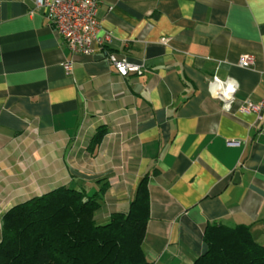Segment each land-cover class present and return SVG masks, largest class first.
I'll list each match as a JSON object with an SVG mask.
<instances>
[{
    "label": "crops",
    "instance_id": "0c3cea01",
    "mask_svg": "<svg viewBox=\"0 0 264 264\" xmlns=\"http://www.w3.org/2000/svg\"><path fill=\"white\" fill-rule=\"evenodd\" d=\"M98 18L109 43L74 53L34 0H0V241L4 214L34 196L104 190L107 218L147 176L153 261L193 264L211 224L264 243V133L242 109L264 98V0H103ZM109 53L143 72L121 75ZM214 75L236 86L231 110Z\"/></svg>",
    "mask_w": 264,
    "mask_h": 264
},
{
    "label": "trees",
    "instance_id": "16d2710c",
    "mask_svg": "<svg viewBox=\"0 0 264 264\" xmlns=\"http://www.w3.org/2000/svg\"><path fill=\"white\" fill-rule=\"evenodd\" d=\"M147 184L146 176L129 208L107 218L97 214L104 190L61 186L15 205L3 216L0 264H160L144 247L151 212ZM205 241L207 252L193 264H264V243L248 225L211 224Z\"/></svg>",
    "mask_w": 264,
    "mask_h": 264
},
{
    "label": "built area",
    "instance_id": "2783aa9c",
    "mask_svg": "<svg viewBox=\"0 0 264 264\" xmlns=\"http://www.w3.org/2000/svg\"><path fill=\"white\" fill-rule=\"evenodd\" d=\"M103 0H34L36 9H45L53 28L64 38L70 49L75 52L90 54L94 46L105 47L112 38V33L106 31L98 18L99 3ZM117 71L127 76L131 73H142L144 64L130 61L127 57H118L115 53L107 56ZM242 67H251L255 64V57L242 54L239 59ZM73 60L64 63L67 73L72 71ZM211 84V93L223 101V108L231 110L233 97L230 93L236 88L231 79L222 80L214 75ZM247 106L242 109L254 111L261 123L264 133V98L258 102L247 100ZM230 144L239 142L231 141Z\"/></svg>",
    "mask_w": 264,
    "mask_h": 264
}]
</instances>
